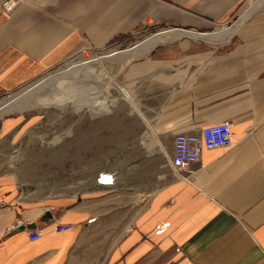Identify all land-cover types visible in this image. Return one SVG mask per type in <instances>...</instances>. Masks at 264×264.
<instances>
[{
  "label": "crops",
  "instance_id": "obj_1",
  "mask_svg": "<svg viewBox=\"0 0 264 264\" xmlns=\"http://www.w3.org/2000/svg\"><path fill=\"white\" fill-rule=\"evenodd\" d=\"M4 1L0 93L140 27L183 34L124 68L126 98L137 90L156 101L142 143L165 157L168 180L135 208L129 188L25 200L0 178V264H264V0H18L11 12ZM238 21L225 44L187 34ZM223 121L238 143L204 150L192 175L175 172V135ZM35 229L43 234L31 240Z\"/></svg>",
  "mask_w": 264,
  "mask_h": 264
},
{
  "label": "rangeland",
  "instance_id": "obj_2",
  "mask_svg": "<svg viewBox=\"0 0 264 264\" xmlns=\"http://www.w3.org/2000/svg\"><path fill=\"white\" fill-rule=\"evenodd\" d=\"M159 30L140 27L95 53L82 48L19 89L0 93V101L64 69L74 60L98 57L113 48L125 49ZM118 65L103 59L93 65L96 73L101 74L102 83L112 81L109 95L116 99L113 105L74 111L71 106L37 104L0 119V178L13 179L20 198L75 199L81 190L129 188L135 208L141 204L143 208L168 180L170 169L165 157L149 154L142 143V134L149 130L155 114L156 101L137 90H131L130 100L124 99L122 93L129 86L124 69L116 74ZM87 84L88 81L84 85ZM58 89L48 86L33 99L43 97L39 101L42 102ZM56 137L59 139L55 140Z\"/></svg>",
  "mask_w": 264,
  "mask_h": 264
},
{
  "label": "bare ground",
  "instance_id": "obj_3",
  "mask_svg": "<svg viewBox=\"0 0 264 264\" xmlns=\"http://www.w3.org/2000/svg\"><path fill=\"white\" fill-rule=\"evenodd\" d=\"M249 11L250 9L245 10L242 19L249 14ZM238 24L239 21L233 26H226L209 33L200 34L197 31H188L187 34L195 40H202L213 45L225 44L228 43L236 33ZM180 34H183V32L173 29H161L135 41L125 49L117 50L113 48L98 57L91 56L82 60H74L64 69H60L56 73L45 77L40 82L30 84L26 88L14 92L12 95L1 100L0 119L8 113L22 112L25 111L24 109L37 104L46 106L53 105L59 108L71 106L74 111H79L85 108H102L113 105L116 103V99L109 95L112 81L109 80L108 82L105 81V83H102L101 74L96 73V68L93 65L99 63L102 59L114 61L116 64L119 63L116 67L117 74L123 70L133 58L148 54L159 43L173 40ZM87 81L88 84L84 85ZM48 86H53L55 88L59 87L60 89H58L56 93H52L50 96L47 95V97L44 98L46 100H43L42 102L39 101L40 98L43 99V97H40L39 100L33 99L34 96L36 97L40 91ZM123 88L124 87H121L122 91ZM74 90H77V92L71 94ZM127 92L128 93L125 94L129 95L128 90ZM126 95L123 94V97H128ZM57 139H59V137L55 138V140Z\"/></svg>",
  "mask_w": 264,
  "mask_h": 264
},
{
  "label": "built area",
  "instance_id": "obj_4",
  "mask_svg": "<svg viewBox=\"0 0 264 264\" xmlns=\"http://www.w3.org/2000/svg\"><path fill=\"white\" fill-rule=\"evenodd\" d=\"M17 3L18 0H6L1 4V8L3 11L11 12ZM232 23L226 25L231 26ZM237 143V133L232 128L231 123L226 121L205 125L194 131L180 132L174 137L173 153L169 158V163L175 172L186 171L189 173L188 175H192L196 172L191 169L192 164L200 162V166L205 167V164L201 162V155L204 150L220 149L226 152ZM70 228L71 224L69 223H59L54 229L60 232ZM42 234L39 229L28 232L31 240L39 239Z\"/></svg>",
  "mask_w": 264,
  "mask_h": 264
},
{
  "label": "water",
  "instance_id": "obj_5",
  "mask_svg": "<svg viewBox=\"0 0 264 264\" xmlns=\"http://www.w3.org/2000/svg\"><path fill=\"white\" fill-rule=\"evenodd\" d=\"M181 30H183V31H185V32H187L188 31V29H184V28H181ZM198 33H200V34H203L202 32H200V31H197ZM124 92L125 93H128L125 89H124Z\"/></svg>",
  "mask_w": 264,
  "mask_h": 264
}]
</instances>
